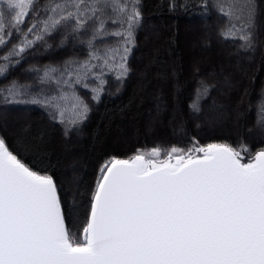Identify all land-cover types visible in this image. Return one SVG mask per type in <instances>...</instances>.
<instances>
[{
    "label": "snow or ice",
    "instance_id": "snow-or-ice-1",
    "mask_svg": "<svg viewBox=\"0 0 264 264\" xmlns=\"http://www.w3.org/2000/svg\"><path fill=\"white\" fill-rule=\"evenodd\" d=\"M139 5L140 0H0V48L14 34L22 36L0 56V78L19 63L13 58L57 31L61 45L71 38L87 48L82 60L46 66L35 93L32 85L13 80L0 87V99L39 105L70 127L82 124L90 108L77 86L99 102L107 77L127 78L143 19ZM216 6L228 21L220 36L254 48L256 0H216ZM108 37L117 42L109 44ZM214 87L201 81L190 110L199 113L200 101ZM258 123L264 128V121ZM80 232L77 239L66 223L48 169L35 170L0 136V264H264V147L253 153L247 145H202L193 138L186 148L156 146L126 159L112 157L99 168Z\"/></svg>",
    "mask_w": 264,
    "mask_h": 264
},
{
    "label": "trees",
    "instance_id": "trees-1",
    "mask_svg": "<svg viewBox=\"0 0 264 264\" xmlns=\"http://www.w3.org/2000/svg\"><path fill=\"white\" fill-rule=\"evenodd\" d=\"M256 4L255 47L246 49L243 41L220 36L228 21L216 0H140L143 19L135 32L127 78L120 82L107 77L99 102L77 86L90 112L76 127L53 119L51 110L39 105L0 99V136L25 163L35 170L47 168L54 177L66 223L77 239L99 168L112 157L126 159L156 146L186 148L193 138L202 145H247L251 152L264 147V128L258 123L264 121V0ZM30 22L31 17L23 27ZM21 39L14 34L0 56ZM117 39L108 37L107 42ZM86 54V46L71 38L61 45L57 31L13 58L19 63L9 67L6 79L0 78V87L16 80L32 85L35 93L46 66L60 67ZM201 81L215 87L194 113L189 104Z\"/></svg>",
    "mask_w": 264,
    "mask_h": 264
},
{
    "label": "rangeland",
    "instance_id": "rangeland-1",
    "mask_svg": "<svg viewBox=\"0 0 264 264\" xmlns=\"http://www.w3.org/2000/svg\"><path fill=\"white\" fill-rule=\"evenodd\" d=\"M211 106H212V108H214V107H213V106H214V103H211ZM18 117H19V116H18ZM21 118L23 119V117H21V116H20V118H18V119H20V120H21ZM210 123H212V121H211V122H209L208 124H210ZM239 147H240V146H237V147H234V148H237V149H239ZM165 149H167V148H165ZM149 150H150V149H149ZM142 151H144V152H148V150H142ZM253 153H254V152H253ZM161 158H163V156H162ZM244 158H245V160H247V158H248V157H247V155H245V157H244ZM108 161H109V160H108ZM71 176H72V175H71ZM72 177H74V176H72ZM80 237H81V236H80ZM80 237H79V238H80Z\"/></svg>",
    "mask_w": 264,
    "mask_h": 264
}]
</instances>
